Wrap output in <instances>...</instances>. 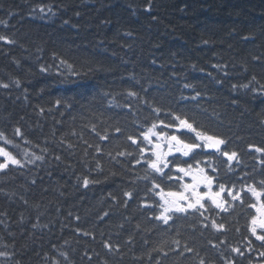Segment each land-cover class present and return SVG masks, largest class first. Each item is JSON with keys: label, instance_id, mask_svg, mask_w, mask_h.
<instances>
[{"label": "trees", "instance_id": "16d2710c", "mask_svg": "<svg viewBox=\"0 0 264 264\" xmlns=\"http://www.w3.org/2000/svg\"><path fill=\"white\" fill-rule=\"evenodd\" d=\"M147 4L0 0V34L15 41H0V83L10 85L0 88V132L14 142L0 146L24 164L0 171V251L10 253L0 264H264V246L249 231L259 214L248 205L259 202L246 190L264 180V156L248 150L264 147V0H151L145 11ZM176 115L228 138L241 162L229 171L223 157L202 148L168 155L165 174L153 172L145 161L154 159L157 140L141 133L155 123L156 133L173 134L164 125ZM176 134L195 138L186 129ZM33 153L45 159L28 163ZM188 164L206 168L213 191L235 186L244 203L225 194L228 212L205 200L203 216L173 214L168 225L155 219L163 201L153 184L182 191L188 181L175 168ZM85 176L99 182L85 188ZM212 219L225 230L211 228ZM185 245L195 251L181 255Z\"/></svg>", "mask_w": 264, "mask_h": 264}, {"label": "snow or ice", "instance_id": "6c2138e0", "mask_svg": "<svg viewBox=\"0 0 264 264\" xmlns=\"http://www.w3.org/2000/svg\"><path fill=\"white\" fill-rule=\"evenodd\" d=\"M152 4L151 0H148V4L145 11H151ZM39 11L41 13H45V7L40 6ZM47 12L52 13L55 15V13L52 12V8L49 6L47 8ZM0 23H5L3 21H0ZM247 39V37H245ZM0 41H3L5 44H14L15 41L11 39L7 35L0 34ZM207 43V41H205ZM258 59V58H257ZM61 63H65V61H61ZM71 67V66H69ZM43 70V69H42ZM256 77L253 76L252 80H255ZM17 86H19V82H16ZM10 85L7 83H0V88H9ZM185 87H188V85H185ZM237 87L236 85H233V88ZM243 87L247 88L248 85H243ZM264 87V86H262ZM129 96H136L137 94L135 92H129ZM199 93H197V96ZM195 98V97H193ZM56 104L59 105L60 101L57 100ZM43 111V109H41ZM155 112L159 113L160 109H154ZM174 123L164 125V127H170L174 128L175 132L171 135H168L166 138V145H167V152L160 151L162 148V145L160 143H156L154 145L156 151L152 152V156L154 159H148L145 161V163L148 164V167L153 170V172L164 175V169L169 168V161L166 159L168 155H171L173 153V149H175V152L180 153L184 157H190L195 156L198 154V150L200 149H211L215 153L219 154L220 157L224 158V162L228 165L229 171L232 170L233 164H239L241 162V155L237 150H228L229 146V139L223 136L215 135V134H208L206 131L199 130L197 126H195L194 122H190L187 117H181L179 115H176L173 117ZM160 123L163 125L164 122L160 121ZM157 127L155 123L152 124V126L148 129L147 132H142L141 135L143 136V139L145 141H148L151 143L150 137L155 136H161L164 135L163 133H156L154 129ZM188 130L195 134L194 140L192 142H186L184 139L181 138L180 135H177L176 133H180L181 130ZM93 130H95L93 128ZM115 131L119 133L121 131L120 128H116ZM14 135L18 137H23V133L21 132V129L19 127L15 128ZM97 135H100L97 133ZM101 140H106L108 137L106 135L100 136ZM128 139L132 141L133 144H137L138 141L134 139L132 136H128ZM0 140L4 141L5 145L13 144L14 142L10 139H8L4 132H0ZM26 144L30 143L29 141H24ZM16 147H19L16 145ZM38 147V145H37ZM71 147V145H69ZM89 147H92V145H89ZM97 152L100 151L99 147L96 148ZM249 151H254L256 153H260L262 156H264V147L256 146L249 144L248 145ZM42 152L47 151V149H41ZM141 154L145 152L144 148L140 149ZM25 156L28 155L27 151L24 153ZM118 155H125L124 152L118 153ZM0 157L3 158V161L0 162V171H4L6 169H9L10 165L18 166L20 168L24 167V164L22 163L21 159H18L16 155H14L11 151L7 149L5 146H0ZM32 159L28 160V163H34L35 161H43L45 157L43 155H36L35 153L32 154ZM57 160L60 159L59 156L56 157ZM140 161L137 160V163ZM201 163V161H196V165L198 166ZM261 163H264V160L261 161ZM99 167V164L97 165ZM193 165L188 164L187 168L183 167H176L175 171L183 173L184 176H190L192 182L191 183H185L181 185L182 191L177 192H164V189L160 188L159 184H153L154 188H159L160 192L158 195H160V199L163 201L162 204H160V208L162 209L160 214L155 216V219L160 220L163 222V224L168 225L170 221L173 220V214H188L190 211L192 212H198L201 216H203L202 209L207 210L205 200H208L211 202L212 205L215 206L216 209H219L223 212H228L229 208L232 207L229 200L225 198V194L227 197L231 198V201H240L241 203H244L242 199V195L239 191L235 190V186L232 187H226L225 184L220 183L217 186V189L213 191V183L214 178L207 174L206 168H199L198 172L196 174H193L192 172ZM212 171H216L215 168L212 169ZM169 179H172L173 177L169 176ZM182 179V177H181ZM99 181L89 179L87 176H85L82 180L83 187L87 188L90 184L98 183ZM32 183L35 184L36 181L32 180ZM203 185L207 191L201 192L200 186ZM247 192L251 193L253 197L256 198V200L259 202V206H257L256 203L249 204L248 206L251 208H255L256 212L259 214L258 216L253 215L250 220L249 224V231L251 232L252 236L256 238V240L261 241L262 246H264V180H261L259 184H250L247 186ZM124 195L126 197L131 198L132 193L131 192H125ZM25 204L27 201H24ZM126 205V202H125ZM108 212L104 213V216H108ZM78 220L79 217H76ZM100 219H103V217H100ZM205 220L208 219V217H204ZM204 227H208V224H204ZM33 227H36V225H33ZM211 228L215 229L216 231H223L225 230V224L224 223H218L216 219L211 220ZM260 230V233L258 234L257 230ZM79 231V230H78ZM83 235L87 236L90 235L88 232H84ZM177 245H179V241H174ZM211 243V241H209ZM221 244L225 243V241H221ZM249 244H251V241H249ZM103 247L107 249L109 252H119V248L115 247L113 244H111L109 241L103 242ZM212 247H218V245L213 244ZM195 251L194 248L189 247L188 245L184 246L183 252L180 254L183 255L184 252L187 253H193ZM232 252L238 253L239 255L243 256L244 252L241 251L240 248H232ZM10 255L7 251H0V257H8ZM87 256V252L85 253ZM96 255H99L97 253ZM165 255H167L165 253ZM197 256H199V253H196ZM261 256H264V252L260 253ZM60 256L64 258L65 261L69 260L68 254L66 252H61ZM88 259L91 260V256H88ZM56 264H59V261H56ZM106 264V262H105ZM199 264H206V261L204 258L199 259ZM226 264H233L232 261H226Z\"/></svg>", "mask_w": 264, "mask_h": 264}, {"label": "rangeland", "instance_id": "374dc122", "mask_svg": "<svg viewBox=\"0 0 264 264\" xmlns=\"http://www.w3.org/2000/svg\"><path fill=\"white\" fill-rule=\"evenodd\" d=\"M155 138H156V140H157V143H160L161 145H162V148L160 149V151H163V152H167V145H166V136H155ZM151 139V138H150ZM154 151H156V149L154 148L153 149V152ZM173 153H175V149H173ZM172 153V154H173ZM192 172H193V174H196L197 172H198V170H196V169H192ZM181 175L182 176H184L183 175V173H181ZM184 177H186L187 178V183H191L192 182V180H191V177L190 176H184ZM203 189H205V191H207V189L203 186V185H201L200 186V191L201 192H203Z\"/></svg>", "mask_w": 264, "mask_h": 264}]
</instances>
